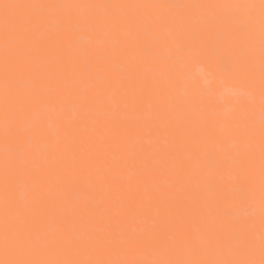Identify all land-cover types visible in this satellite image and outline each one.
I'll return each instance as SVG.
<instances>
[{"label":"bare ground","instance_id":"obj_1","mask_svg":"<svg viewBox=\"0 0 264 264\" xmlns=\"http://www.w3.org/2000/svg\"><path fill=\"white\" fill-rule=\"evenodd\" d=\"M262 4L0 0V261H258Z\"/></svg>","mask_w":264,"mask_h":264},{"label":"snow or ice","instance_id":"obj_2","mask_svg":"<svg viewBox=\"0 0 264 264\" xmlns=\"http://www.w3.org/2000/svg\"><path fill=\"white\" fill-rule=\"evenodd\" d=\"M5 9V19H4V27L6 31V35L9 32L10 29V24L13 23H19V19L15 17H9L7 14V10L9 8H54V7H82V6H77V5H72V6H67V5H62V6H56V5H8L5 4L3 5ZM84 7H89V8H95V7H102V8H122V7H128L125 5H88ZM133 8L135 7H141L137 5L131 6ZM143 7H152L149 5H145ZM262 10H264V4L261 5ZM14 37L6 39L5 41V47L8 48L12 43H13ZM211 71L216 72V71H230V69L220 66V65H210ZM261 80L264 82V63L261 64ZM262 174H264V151H262ZM8 182V177L7 174L5 176V184L7 185ZM7 203V200H6ZM3 244H4V250L5 254L7 255L11 250L20 248L23 246V241L20 238L19 234L15 231L12 230V228L8 225L7 223V216L5 220V231H4V237H3ZM0 264H91V262L88 261H71V260H52V261H37V260H29V259H6L3 261H0ZM95 264H104L102 261H97ZM111 264V262H109ZM154 264H264V244H262L261 247V258L257 260H251V259H246V260H222V261H201V260H196V259H191V260H183V259H178V260H161V261H156Z\"/></svg>","mask_w":264,"mask_h":264}]
</instances>
